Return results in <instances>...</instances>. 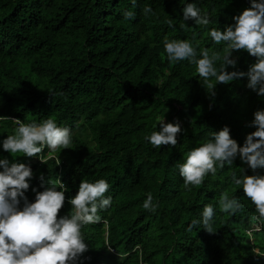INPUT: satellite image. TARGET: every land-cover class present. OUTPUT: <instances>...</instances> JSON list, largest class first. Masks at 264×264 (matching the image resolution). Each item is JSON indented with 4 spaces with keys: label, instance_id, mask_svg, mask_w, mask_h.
Returning <instances> with one entry per match:
<instances>
[{
    "label": "trees",
    "instance_id": "16d2710c",
    "mask_svg": "<svg viewBox=\"0 0 264 264\" xmlns=\"http://www.w3.org/2000/svg\"><path fill=\"white\" fill-rule=\"evenodd\" d=\"M187 3L206 12L211 23L184 21ZM146 6L153 10L147 16ZM250 6V0H0V159L13 160L2 141L15 133L14 119L50 118L70 128L72 148H45L40 155L47 164L17 154L16 162L33 171L29 202L35 200L32 188L43 191L41 174L45 186L58 177L67 186L61 216L71 214L68 199L81 180L110 185L112 204L98 211L101 222L81 229L88 251L77 264H264V256L253 253H264V230L253 231L250 222L258 213L232 180V173L264 175V168L253 172L237 156L188 190L178 167L224 126L243 146L255 131L254 113L264 110V96L247 87L245 76L217 84L213 98L195 64L169 62L164 50L167 38L190 42L196 59L204 49L223 56L224 43L215 44L209 31L225 30ZM124 11L135 15L125 19ZM233 56L236 69L229 71L247 72L255 62L246 50ZM157 118L179 122L175 147L155 148L145 139L159 130ZM222 193L236 198L242 210L221 212ZM149 194L158 205L154 213L143 208ZM207 205L214 208V233L202 223L189 230L193 220L202 221Z\"/></svg>",
    "mask_w": 264,
    "mask_h": 264
},
{
    "label": "clouds",
    "instance_id": "9594fccd",
    "mask_svg": "<svg viewBox=\"0 0 264 264\" xmlns=\"http://www.w3.org/2000/svg\"><path fill=\"white\" fill-rule=\"evenodd\" d=\"M135 5L136 0H132ZM251 6L233 17L234 24L225 30L212 28L209 35L215 44L224 43L223 56L217 52L211 55L204 49L200 59H196L197 52L192 44L185 40H164V50L169 62L188 60L196 65V71L204 81L203 85L211 97L216 95L217 84H229L247 76V87L264 96V0H250ZM153 10L144 7L147 16ZM184 21L192 20L196 25L206 27L211 23L209 15L201 14L194 3H187L183 7ZM125 19H132L134 13L124 11ZM172 27L171 21L168 22ZM246 50L255 57L247 72L236 69L237 57L233 53ZM220 61L219 68L215 63ZM160 128L153 131L145 139L155 148L178 143L177 136L182 131L179 122L165 123L157 118ZM18 125L13 135H7L2 141L3 150L9 152L13 160L0 159V264H77L81 256L88 251L81 229L89 224L99 223L102 217L98 211L107 209L112 204V197L106 196L110 185L105 179L95 182L81 180L75 196L68 199L71 204L70 215H60L66 201L67 186L59 177L55 180L48 178L45 186L44 175L39 179L43 191L35 192L34 202H29L25 193L30 188L33 171L30 166L16 162L17 154L26 157H38L41 163L47 164L40 154L45 148L50 153L62 149L72 148L71 130L60 127L53 119H46L37 123H23L14 119ZM250 126L255 131L247 134L243 146H240L230 135L228 126L213 133V139L193 148L186 154V159L179 164V174L183 178V187L190 190V186L202 185L205 177L215 175L217 164L223 168L231 166L237 156L255 172L257 168H264V110H257ZM60 160L57 161V165ZM232 180L242 186L243 194L255 206L258 215H252L250 222L253 231L264 230V175H244L237 178L232 173ZM21 200L23 206L21 207ZM157 204L153 203L151 194L143 203V208L150 212L157 211ZM243 205L236 198H229L222 193L219 198V208L223 213L234 215L242 210ZM211 205L204 207L202 221L193 220L189 230L202 223L203 229L214 233L210 221L214 216ZM251 237L252 232L250 231ZM113 251L111 245L106 246ZM257 256H264L258 249H253ZM120 255V254H119ZM125 257L120 255V259ZM90 259V258H88Z\"/></svg>",
    "mask_w": 264,
    "mask_h": 264
}]
</instances>
